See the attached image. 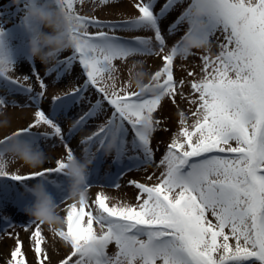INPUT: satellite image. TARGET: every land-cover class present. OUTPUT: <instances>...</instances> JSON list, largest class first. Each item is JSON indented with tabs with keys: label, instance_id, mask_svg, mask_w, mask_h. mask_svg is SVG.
I'll use <instances>...</instances> for the list:
<instances>
[{
	"label": "snow or ice",
	"instance_id": "1",
	"mask_svg": "<svg viewBox=\"0 0 264 264\" xmlns=\"http://www.w3.org/2000/svg\"><path fill=\"white\" fill-rule=\"evenodd\" d=\"M62 2L72 21L73 46L71 55L60 62L59 73H69L78 62L86 79L71 91L53 96L48 113L38 109L27 127L0 139V179L25 183L39 177L40 183L55 185L52 195L57 205L71 199L66 161L77 157L68 137L101 116L97 130L81 143L98 144L101 156L114 152L116 171L104 177L109 186L120 189L125 174L149 166L160 169V174L152 184L128 182L138 190L134 202L104 191L90 198L89 189L97 179L93 161L99 158L85 147L90 154L85 160L93 167L88 169L84 194L67 205L63 226L53 231L56 243L68 249L58 264H264V0H190L167 26L163 20L179 0H165L159 11L154 0H139L134 5L138 16L114 22L80 15L75 5L84 0ZM182 22L187 23L186 34L166 52L168 38ZM33 27L24 16L16 33L0 27V87L34 93L31 100L40 104L46 95L45 80L34 73L41 89L34 92L22 83L29 76L12 75L17 61L10 41L19 40L16 51L24 53L25 32ZM93 27L95 31H90ZM119 30L152 35L122 37ZM189 40L201 43L199 49L208 53L201 58L202 75L190 82V97H184L194 106V119L188 123L180 114L179 129L156 164L152 139L161 121L154 114L165 98L175 103L176 96L182 95L177 90L184 81L174 78L173 64L178 56L190 54ZM213 40L218 47L215 55L211 54ZM136 56L158 57L162 66L147 83L142 72L136 73L135 85L131 78L121 82L116 62ZM136 67L134 63L132 68ZM134 86L138 90H132ZM89 90L98 94L94 102L86 96ZM84 102L88 109L66 136L59 117ZM4 105L6 100L0 98V106ZM40 126L59 138L67 150L66 159L56 158L55 167L30 175L9 173L5 156L10 141L17 138L37 146L41 137L49 136L33 131ZM53 173L66 181L48 180ZM26 223L30 226L35 221ZM40 225L36 224L30 240L38 264H51ZM110 245L116 249L112 254ZM22 255L17 240L7 264H25L18 259Z\"/></svg>",
	"mask_w": 264,
	"mask_h": 264
},
{
	"label": "rangeland",
	"instance_id": "2",
	"mask_svg": "<svg viewBox=\"0 0 264 264\" xmlns=\"http://www.w3.org/2000/svg\"><path fill=\"white\" fill-rule=\"evenodd\" d=\"M8 0H0V27H5L4 29L12 33H16L18 27L23 19L25 8L24 5L27 2L21 3L17 8H3V3ZM139 0H109L108 4L102 3V0H84L83 3H77L75 5L77 12L81 15L90 16V18L100 17L105 20L103 21H125L135 18L139 15L138 10L135 8V4ZM165 0H154L155 9L159 11L162 4ZM190 0H179L178 4L174 6V10H171L170 15L167 16V19L163 20V25L167 26L169 21L174 20L179 14L186 9ZM5 10H8L7 12ZM187 30V23L182 22L175 33L171 34L167 40L168 47L166 52L170 50L172 46L180 41L183 37L185 31ZM90 31H95V28H91ZM118 35L122 37H132L136 35L148 36L152 35L151 32H146L142 30H119ZM29 33L25 32L24 39V53H17L16 49L20 46V41L13 38L10 41V47L13 49L14 59L17 61L16 68L12 73L13 78H21L25 75L29 76L27 81H23L26 86H31L34 89V92H39V82L34 73H38L40 78L45 80L47 84V90L45 98L41 101L40 104H36L31 100V95L23 92H8L2 87H0V98L6 100V105L0 106V121L7 120L8 124L6 126H0V139L5 138L8 134L15 132L17 128L27 127L30 123L34 121V113L38 109L44 110L46 113L50 111L51 99L55 95H63L65 92L71 91L73 88L83 84L85 76L82 75V68L75 62L72 69L69 73H59V69L63 68V65H60V62L66 60L72 53V48L67 49L62 52L59 57L52 63L42 64L39 60H32L28 56L27 50V39ZM218 52V47L216 41L213 40L212 44V55H215ZM203 49H192L190 54L187 57L178 56L174 60L173 64V75L176 80H183L184 87L182 89L178 88V94L176 96L175 103L172 102L171 98H165L162 101V106L155 113V118L161 121L157 131L153 134L152 146L154 149V159L155 163L158 164L159 160L162 158L166 151V146L171 142V138L174 133L179 129L180 114L184 113L187 117L188 123H191L194 119L191 116L194 106L189 105L187 100L184 97H190L191 89L190 82L195 78L199 79L202 75L201 68L203 66L202 56L206 55ZM119 68V76L121 82H127L130 78L132 79L133 85H135L136 73L142 72L144 75L142 77L143 82H147L148 79L159 67L162 66V62L158 57L154 56H136L130 58L127 62H116ZM136 64L135 69L132 68L133 64ZM59 66V68H58ZM31 69V71H30ZM52 69H57V71H52ZM194 73V76H189L188 73ZM59 73V74H58ZM131 73V76H130ZM135 89V86L132 90ZM86 96L90 97L93 102L98 97V94L95 90H89L86 93ZM107 107V106H106ZM88 109L87 102L82 103L81 105L74 106L66 116H61L58 119V123L61 124V127L64 131V134L67 136L69 129L72 128L76 120L79 118V115L83 114L84 111ZM110 113V108H108ZM104 116L99 117V119H94L88 122V124L79 128L78 131L74 132V135L68 137L70 140V147L74 149V155L81 160H85L86 157L90 158L89 153H85L84 149L88 144H82V140L86 138L93 132L97 130V125L102 122ZM33 131H40L41 133H49L47 139L41 137L38 143V147L41 148L46 156L45 162L43 165L37 168H30L23 164L22 161L13 158L9 154H6L5 161L7 163V171L13 174H26L32 171L38 172L46 168L55 167V159L63 158L66 159L67 150L63 144L59 141V138L53 137L51 135L52 130L47 126H40ZM38 133V132H37ZM90 153H94L96 146L93 148L90 147ZM114 154L108 152L105 154L104 159L100 163V167L104 170L99 173V176L96 175L97 179L88 192L90 198H94L95 195L104 191L106 194L122 199L128 202H134L135 197L138 194V190L133 186L129 185L130 180H136L143 183L152 184L157 181V177L160 174V169L155 166H149L147 170L141 168L139 170H133L125 174L119 181L121 184L120 189H115L114 187L109 186L104 177L106 174L114 173L117 166L113 164ZM94 163V162H93ZM96 165V163H95ZM97 166V165H96ZM93 165H90L89 168H92ZM99 168H97L98 172ZM96 172V173H97ZM155 173V175H153ZM54 174V173H53ZM48 174V175H53ZM152 176V180H148L147 177ZM58 178L54 179L57 183H63L66 181V178L57 176ZM49 191H55V185L50 184ZM7 191L3 190L2 192ZM25 191V190H24ZM69 195V192H68ZM22 196V194H21ZM74 199H66L63 203L58 204V211L60 215L63 213V210L67 209V205L73 203ZM9 206L7 209L0 207L2 213L11 214L6 215L7 220L5 223H0V264H7L8 260L11 258L10 253L14 250L17 240L21 242V252L22 256L18 259H23L25 264H38L37 256L34 252L32 242L30 240V233L35 230L36 224H39L33 217H31L26 212V206L22 207L21 216L17 217L16 213L14 214V203ZM62 216V215H61ZM66 216V214H65ZM64 217V216H63ZM31 219L35 221L34 224L28 225L26 221ZM42 230V235L46 238V246L49 250L51 257V264H58V262L65 258L67 255L68 249H66L62 244H57L56 241L58 237L55 236L53 230L49 228L48 225H40ZM45 245H42L44 247ZM109 254H112L116 251L114 245L109 246Z\"/></svg>",
	"mask_w": 264,
	"mask_h": 264
},
{
	"label": "clouds",
	"instance_id": "3",
	"mask_svg": "<svg viewBox=\"0 0 264 264\" xmlns=\"http://www.w3.org/2000/svg\"><path fill=\"white\" fill-rule=\"evenodd\" d=\"M15 2L19 4L20 0ZM24 18L27 24L34 26L27 39L28 56L32 60H39L42 64L52 63L62 52L73 46L72 21L65 14L62 0H28ZM187 44L190 51L203 47L201 43L193 40L187 41ZM7 124L6 119L0 121V126ZM7 154L30 168L40 167L46 159L41 148L17 138L10 141ZM66 164L69 196L78 200L84 194L91 161L73 158L66 161ZM26 192L32 197L30 206L26 208L27 214L42 225H48L51 230H59L63 226V217L46 184L37 183L27 187Z\"/></svg>",
	"mask_w": 264,
	"mask_h": 264
},
{
	"label": "trees",
	"instance_id": "4",
	"mask_svg": "<svg viewBox=\"0 0 264 264\" xmlns=\"http://www.w3.org/2000/svg\"><path fill=\"white\" fill-rule=\"evenodd\" d=\"M23 1H25V0H20V3L17 4V3L15 2V0H8V1H6V2L3 3V6H2V7L5 9V8H9V6H11V7L16 6V8H17V7H19V6L21 5V3H23ZM27 1H28V0H26V2H27ZM11 4H13L14 6H12ZM8 10H9V9H8ZM8 10H5V11L7 12ZM81 15H84V14H81ZM84 16H86V15H84ZM89 17H90V16H89ZM91 18H92V17H91ZM95 18H97V19H99V20H101V21L105 20V19L100 18V17H95ZM23 128H25V127H23ZM17 129H20V128H17ZM7 136H9V134H8Z\"/></svg>",
	"mask_w": 264,
	"mask_h": 264
},
{
	"label": "bare ground",
	"instance_id": "5",
	"mask_svg": "<svg viewBox=\"0 0 264 264\" xmlns=\"http://www.w3.org/2000/svg\"><path fill=\"white\" fill-rule=\"evenodd\" d=\"M31 199H32V198H31ZM65 214H66V210H63V213L61 214L62 217L65 216Z\"/></svg>",
	"mask_w": 264,
	"mask_h": 264
}]
</instances>
